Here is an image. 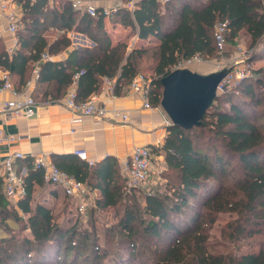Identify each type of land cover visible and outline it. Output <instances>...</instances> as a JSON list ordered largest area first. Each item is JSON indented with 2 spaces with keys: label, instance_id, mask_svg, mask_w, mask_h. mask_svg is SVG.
I'll list each match as a JSON object with an SVG mask.
<instances>
[{
  "label": "trees",
  "instance_id": "trees-1",
  "mask_svg": "<svg viewBox=\"0 0 264 264\" xmlns=\"http://www.w3.org/2000/svg\"><path fill=\"white\" fill-rule=\"evenodd\" d=\"M20 1L25 24L17 33L20 46L12 54L0 49V68L17 74L21 86L41 63L39 80L52 84L44 98L47 94L53 99L65 97L77 72L83 71L77 81L80 101L97 92L104 77L115 78V93H121L141 72L138 56L145 45L130 51L126 40L113 43L107 17L140 40L150 41L152 51L157 52L150 76L153 106H161V79L176 64L195 55L208 59L218 54V23H226L228 42L235 43L241 35L253 46L264 40V0H137L134 9L121 6L109 16L103 9L92 16L71 2L57 7L48 5V0ZM45 22L46 27L65 32L50 42L44 36ZM72 30L86 34L95 45L73 50L66 61L44 58V54L69 48L72 41L67 32ZM255 72L254 78H245L218 95L199 126H168L163 145L152 147L166 158L167 188L145 195L143 206L134 196L140 189L128 190L115 157L93 165L75 156L54 160L90 190L98 191V208L119 209L126 195L134 198V204L125 207L117 230L126 247L113 256L97 251L89 264H264V75L261 70ZM27 160V193L19 201L27 217L8 201L0 177V225L10 232L0 236V264H78L80 258L88 259L82 250L88 243L99 246L98 235L89 241L90 235L76 224L60 225L53 208L33 202L35 184L43 185L44 176ZM223 212L238 216L228 223L232 230L224 234L226 239L257 235L262 238L259 249L211 250L208 231ZM9 219L21 222L19 229H30V234L18 237Z\"/></svg>",
  "mask_w": 264,
  "mask_h": 264
},
{
  "label": "crops",
  "instance_id": "crops-1",
  "mask_svg": "<svg viewBox=\"0 0 264 264\" xmlns=\"http://www.w3.org/2000/svg\"><path fill=\"white\" fill-rule=\"evenodd\" d=\"M65 2H71L72 4L80 2V8L82 9L86 4L94 5L98 10L105 7L118 9L121 6H127L124 0H48V5L60 7ZM11 13L15 14L19 26L15 32L8 30L9 15ZM23 16L24 8L20 0H0V33H2L0 36V49L3 48L12 54L19 48L20 43L17 33L24 28ZM105 24L113 43L126 40L129 43L130 51L133 49L139 50L145 45L146 49L141 51L142 53L138 56V65L141 72L147 73L146 71L150 70L148 64L152 61L151 72L148 74L151 75L157 61V52L153 55L150 54V51H152L150 41L140 40L136 34L131 33L129 28L119 23H112L109 17L105 19ZM44 28V36L50 42L56 40L65 32V29L51 25L46 27V22ZM67 34L72 41L71 46L58 54L49 55V60L66 61L73 50L85 47L91 48L95 45V42L84 33L72 30L68 31ZM37 65L41 68L42 64ZM2 70L6 69L0 68V75ZM33 73L34 69L27 82L21 84V86H18L21 80L17 74L12 73L11 78L17 90L31 94L37 100L38 104L34 116L8 118L0 112V128L4 129L5 133L13 138L10 141L0 143V161L13 152L25 154V159L18 160V172L24 174L25 183L29 172L26 160L28 159L33 164L31 158L35 155L43 154L53 161L56 159H69L74 156L78 158L75 151L82 149L87 151L88 159L93 161L94 164L105 161L109 156L115 157L124 175V162L131 156L135 146L148 145L159 148L163 145L168 133V126L172 122H170L161 106L146 108L143 97L133 93L129 86L122 88L121 93L116 92V95L112 97L105 91L102 83L100 89L95 93L99 95L100 101L110 111L109 116L101 120L92 116H84L81 121L76 122L74 121L76 114L63 101L65 97L53 99L51 98L52 94H47L45 99L44 95H46L47 90L50 91L52 84L49 85L48 81H40V78L35 80ZM72 86L68 88V91ZM13 98L12 92L8 90L0 91V103ZM114 109L128 113L130 122L123 123L120 119L113 118L111 111ZM157 156L164 157V154H157ZM33 167L39 169L34 165ZM0 177L2 178L1 172ZM90 191L92 195H97V190ZM41 195H45L46 201L41 202L38 200V196ZM33 197L34 203H44L53 210H55L53 205L64 202L74 204L77 209L76 200L67 196L62 186L49 183L45 177L43 185L35 184ZM21 199L14 202L8 199V201L14 203L13 205L22 216L27 217L19 207Z\"/></svg>",
  "mask_w": 264,
  "mask_h": 264
},
{
  "label": "built area",
  "instance_id": "built-area-1",
  "mask_svg": "<svg viewBox=\"0 0 264 264\" xmlns=\"http://www.w3.org/2000/svg\"><path fill=\"white\" fill-rule=\"evenodd\" d=\"M137 0H130L127 7L133 9ZM74 7H80V2H75ZM92 16H97L99 10L91 4H86L84 9ZM117 8H103L102 12L109 16L115 12ZM17 18L14 13L9 15L8 30L15 32L18 29ZM2 33H0V36ZM216 41L219 50H224L228 44L227 40V25L224 22L218 23L216 27ZM242 60L240 66L232 70H227L225 77L218 85V95L227 91L228 89L238 85L242 80L248 78L251 73V65L247 61V57L252 53L242 45L240 46ZM44 58H49L48 54H44ZM203 58L200 55H195L190 59L180 61L176 64L175 69L184 68L193 65L196 62H202ZM83 73L77 72L74 76L75 82L72 88L67 92L63 99L65 105L76 114L74 121L79 122L84 116H92L98 120L104 119L109 116L110 111L100 101L97 93H93L87 100L80 101L77 92V81L79 76ZM34 79L40 78V67L37 65L34 69ZM0 79V91L8 90L14 95L13 99L5 100L0 103V112L8 118L12 117H32L36 113L37 100L26 92H21L16 89L14 82L11 78V73L8 70H2ZM103 86L105 91L112 97L116 95V79L112 77L103 78ZM129 88L135 94H139L145 101L146 108H154L150 99L149 93L151 89V79L143 72L137 74L131 81ZM112 117L120 119L123 123L130 122V115L122 110L114 109L111 111ZM13 138L11 135L5 133L4 129L0 128V143L10 141ZM75 155L82 160H86L90 165L94 162L88 159L86 150L78 149ZM26 155L22 152H13L0 161V172L3 180V192L7 199L11 202L26 196L27 188L25 183L24 174L18 172V160L25 159ZM162 159V160H160ZM33 165L43 171L45 179L55 185H60L64 188L65 194L76 200L77 210L79 213L87 212L94 197L86 184L74 176L70 175L67 171L60 168L52 159L40 154L31 158ZM124 175L127 182L128 190L144 189L148 183L159 181L163 177L166 169L165 158L153 151L151 146L138 145L135 146L131 156L124 162L123 165Z\"/></svg>",
  "mask_w": 264,
  "mask_h": 264
},
{
  "label": "rangeland",
  "instance_id": "rangeland-1",
  "mask_svg": "<svg viewBox=\"0 0 264 264\" xmlns=\"http://www.w3.org/2000/svg\"><path fill=\"white\" fill-rule=\"evenodd\" d=\"M165 1V0H163ZM135 7V6H134ZM134 9V8H133ZM81 33V32H80ZM243 46L249 50H252V53L247 57L248 63L251 65V75L252 77L256 74V70H261V76L264 75V40L259 42L257 45L253 46L250 44V40L246 35H241L240 38L237 39L235 43L228 42L224 50H219L218 54L213 58L203 59L202 62H196L191 66H188L192 70L198 71L203 74H209L218 70H232L236 67L240 66V60H242L241 49L240 46ZM154 51H150L152 55ZM152 61L148 64V69L152 68ZM147 70L146 74L148 75L151 71ZM254 78V77H252ZM238 85H235L236 87ZM232 87V88H234ZM168 116V115H167ZM169 118V116H168ZM170 120V118H169ZM170 122H172L170 120ZM163 157V156H162ZM165 158V156H164ZM162 160V159H160ZM166 161V158H165ZM168 165L166 162V169L163 173L162 179L159 181L151 180L144 189H140L137 193H134V196L141 202V205H145L144 197L147 194H157L166 190L169 180ZM92 194V193H91ZM45 195L38 196V200L46 201L44 198ZM94 197L93 202L89 206L87 212L79 213L75 208V205L72 203H59L55 206V216L57 222L64 227H71L73 225H77V229L79 231H84L89 234V241H92L95 234L98 235V245L94 247L93 244L88 243L87 247L83 249V253L89 256L88 259L86 257H82L78 260V264H89L94 257L95 253L98 251V254H105L113 256L116 253H119L120 250L123 251V248L126 247V243H123L125 239L121 240V236L119 235L118 225L121 216L125 210L126 206H131L133 203L132 196L126 195L129 197L124 204V207L119 209L113 208H98L96 203L97 195H92ZM194 203V202H193ZM14 204V203H11ZM129 204V205H127ZM15 206V205H14ZM93 208V209H92ZM237 214L232 212H223L219 213L216 222L212 227L209 228V242L211 250L214 252L220 253H228V252H242L248 250H257L259 249V241L262 240L260 236H246L239 237L233 241L227 240L224 234L231 233L232 228H228L227 225L229 222H234L237 219ZM1 218V217H0ZM8 223L11 226L16 227L13 232L18 237L28 236L30 233V229L20 230L19 227L21 222L17 224L12 219L8 220ZM225 232V233H224ZM10 232L4 228V226L0 225V236H8ZM12 234V233H11ZM148 241V240H147ZM63 245L65 242L62 243ZM62 245V246H63ZM100 247V248H99ZM107 250V251H106Z\"/></svg>",
  "mask_w": 264,
  "mask_h": 264
},
{
  "label": "water",
  "instance_id": "water-1",
  "mask_svg": "<svg viewBox=\"0 0 264 264\" xmlns=\"http://www.w3.org/2000/svg\"><path fill=\"white\" fill-rule=\"evenodd\" d=\"M227 70L203 74L189 67L177 68L161 79V107L173 125L187 129L199 126L218 96V85Z\"/></svg>",
  "mask_w": 264,
  "mask_h": 264
}]
</instances>
